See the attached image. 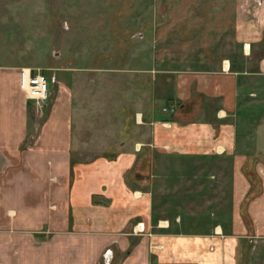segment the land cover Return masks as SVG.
<instances>
[{
	"label": "crops",
	"instance_id": "0c3cea01",
	"mask_svg": "<svg viewBox=\"0 0 264 264\" xmlns=\"http://www.w3.org/2000/svg\"><path fill=\"white\" fill-rule=\"evenodd\" d=\"M155 1L166 22L139 67L109 68V118L94 110L90 134L51 63L0 56V264H264V0ZM43 67L56 80L38 116L20 70ZM165 156L232 158L230 222L156 214Z\"/></svg>",
	"mask_w": 264,
	"mask_h": 264
},
{
	"label": "rangeland",
	"instance_id": "374dc122",
	"mask_svg": "<svg viewBox=\"0 0 264 264\" xmlns=\"http://www.w3.org/2000/svg\"><path fill=\"white\" fill-rule=\"evenodd\" d=\"M168 6L155 0H4L0 56L17 63H51L57 76L69 82L75 106L84 104V108L79 106L86 110L80 116L85 119L84 135L90 134L94 110H104L105 119L109 118V68L123 70L127 62L132 63L127 68L140 66L139 44L142 39L151 42V33L166 22ZM148 53L150 57L152 52ZM148 68L149 74H156L152 64ZM41 70L56 79L51 70ZM117 92L113 110L124 105L123 94H119L123 93V83L117 85ZM161 109L170 118L181 112L180 104L174 102L166 101ZM94 149L106 152L109 148ZM163 158L158 167L160 176L148 180L157 191L156 214L181 217L199 230L206 222H230L235 203L232 158ZM252 196L250 192L244 204ZM244 217L248 221L246 213Z\"/></svg>",
	"mask_w": 264,
	"mask_h": 264
},
{
	"label": "built area",
	"instance_id": "2783aa9c",
	"mask_svg": "<svg viewBox=\"0 0 264 264\" xmlns=\"http://www.w3.org/2000/svg\"><path fill=\"white\" fill-rule=\"evenodd\" d=\"M20 86L27 96L34 101V108L38 116H42L49 101L51 100L50 82L55 81L49 78L42 71H33L30 68H21Z\"/></svg>",
	"mask_w": 264,
	"mask_h": 264
}]
</instances>
